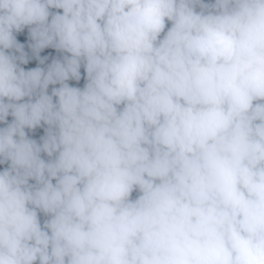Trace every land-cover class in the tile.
Instances as JSON below:
<instances>
[{
	"label": "clouds",
	"instance_id": "obj_1",
	"mask_svg": "<svg viewBox=\"0 0 264 264\" xmlns=\"http://www.w3.org/2000/svg\"><path fill=\"white\" fill-rule=\"evenodd\" d=\"M0 264H264V0H0Z\"/></svg>",
	"mask_w": 264,
	"mask_h": 264
}]
</instances>
